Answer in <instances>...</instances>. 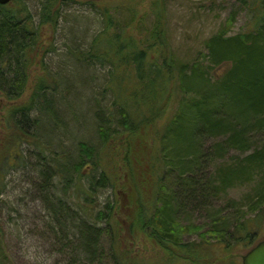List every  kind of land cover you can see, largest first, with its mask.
<instances>
[{
  "label": "rangeland",
  "instance_id": "374dc122",
  "mask_svg": "<svg viewBox=\"0 0 264 264\" xmlns=\"http://www.w3.org/2000/svg\"><path fill=\"white\" fill-rule=\"evenodd\" d=\"M45 1L48 2L16 1L20 5L25 3L35 19L41 50L39 55L30 53L33 65L25 89L18 97L0 90V264H70V255L57 243L55 228H59L61 221L71 225V218L81 217V203L94 215L117 200L120 217L127 215V220L131 221L136 218L135 210L148 215L155 206L162 205L164 191L173 192L174 179L165 180L162 187L152 163L158 154L159 128L176 106L178 94L174 86H170L171 98H164L167 104L163 117L153 124H141L131 135L124 132L121 140H104L103 121L108 126L112 123L111 114L114 113V119L119 117L115 104L120 91L112 85L111 64L89 58V54L94 40L105 28L103 12L106 8L112 11L115 24H127L122 39L128 43L145 40L160 22L165 51L172 53L177 61L189 64L204 61L205 42L215 33L235 35L254 28V0H53L56 5L51 12L57 13L58 21L43 24L39 19ZM116 32L115 26L111 27L110 36H116ZM151 52L158 56L156 46ZM227 67L226 64L218 66L214 73L222 74ZM40 80L46 81L54 113L30 110ZM126 90L124 94L130 92ZM11 117L17 121L31 117L35 121L15 126ZM112 128H117L114 122ZM254 138L258 145L264 144V136L254 135ZM214 141L204 139L202 149L208 151ZM88 146L98 163L86 164L80 187H88L103 171L111 177V182L96 186L90 197L79 193V187L75 188L82 166L78 169V162L74 160L85 156ZM239 156L243 155L232 150L211 165L205 162L204 181H209L210 172L213 175L217 166ZM54 157L50 168L66 164L70 169L68 179L73 180L68 181L66 173L57 174V171L51 180L43 179L44 172H48L44 161ZM258 181L235 184L213 195L207 187L201 193L204 185L200 184L192 188V194H179L174 187L176 194L172 204L174 207L183 205L177 213L180 223L177 228L181 233L174 236L177 244L170 250L141 234L140 260L144 264L148 261L152 264H242V256L264 239V225L251 245L231 243L227 248L217 240L216 229L220 226H215L212 219L221 209V216L230 218L223 227L241 237L244 231L235 225V212L238 208L241 209L238 211L247 209L250 200L255 198L252 196ZM60 207L68 211H59ZM256 213L249 212L247 221L257 219L261 225L264 208ZM105 243L109 244V239ZM177 251L180 253L172 254Z\"/></svg>",
  "mask_w": 264,
  "mask_h": 264
},
{
  "label": "trees",
  "instance_id": "16d2710c",
  "mask_svg": "<svg viewBox=\"0 0 264 264\" xmlns=\"http://www.w3.org/2000/svg\"><path fill=\"white\" fill-rule=\"evenodd\" d=\"M16 1L0 4V90L12 97H18L28 82L33 65L30 53L39 55L41 50L35 19L25 3L20 5ZM54 5L56 1L53 0L44 2L39 22L54 24L58 21L57 13L54 15L51 12ZM253 11L252 31L235 35H225L220 31L206 40V64L203 65L202 60L182 63L172 53H167L160 22L145 40L139 43L124 41L122 32L127 24H115L112 11L108 8L104 10L105 28L94 40L89 58L111 64V82L120 91L115 104L119 117L114 119V113L111 117L107 116L117 128H112V123L107 126V122L103 121L104 140H121L124 132L131 135L141 124H153L163 117L167 104L164 98H171L170 86H174L178 94L176 106L159 128L158 154L152 167L156 166L162 187L167 179H174L175 185L173 192H163L161 206H155L148 215L135 210L136 218L131 221L127 220V215L120 217L117 200L94 215L81 203V217L71 218V225L61 221L59 228H55L57 243L61 244L62 251L70 255V264H144L139 258L143 237L171 250V246L177 244L174 236L181 234L177 228L180 224L177 213L183 209L180 202L177 207L172 204L176 194L174 187L179 194H192V188L200 184L204 185L200 192L208 188L213 195L235 184L258 179L252 196L255 198L250 200L246 210L238 211L241 210L238 208L235 212V225L244 231L242 245L249 246L255 241L264 222L260 225L253 218L247 221L246 216L254 211L258 214L264 208V144L258 145L254 140V135L264 136V0H254ZM114 26L117 35L110 36V29ZM155 46L158 56L151 52ZM225 64L228 67L224 73H214L216 67ZM45 83V80H40L35 87L32 96L34 106L30 110L34 108L54 113L51 110L53 100L47 95ZM126 88L130 92L124 94ZM24 109L22 107L20 111ZM11 118L15 126H20V122L24 125L35 121L31 117H22L20 121ZM206 138L215 140L208 151L202 149ZM86 149L85 156L74 160L78 162V169L82 166L75 188L79 187V193L90 197L96 186L111 182V177L103 171L100 178L89 182L88 187H80L86 164L98 163L91 147ZM232 150L238 151L242 158L239 156L230 163L220 164L213 175L210 172L209 181H204L205 162L209 161L211 165ZM55 159H45L48 172H44L43 179L51 180L56 175L55 171L57 174L66 173L65 177L70 178L67 174L70 169L66 164L50 168ZM63 210L68 211L66 208ZM222 212L219 209L217 215L214 214L212 221L215 226L228 225L230 218L222 217ZM100 222L104 225H98ZM216 233L227 235L225 231ZM108 239L109 244L106 245L105 240Z\"/></svg>",
  "mask_w": 264,
  "mask_h": 264
},
{
  "label": "water",
  "instance_id": "95a60500",
  "mask_svg": "<svg viewBox=\"0 0 264 264\" xmlns=\"http://www.w3.org/2000/svg\"><path fill=\"white\" fill-rule=\"evenodd\" d=\"M12 1L14 0H0V4H8ZM242 264H264V239L242 256Z\"/></svg>",
  "mask_w": 264,
  "mask_h": 264
},
{
  "label": "flooded vegetation",
  "instance_id": "af4514ba",
  "mask_svg": "<svg viewBox=\"0 0 264 264\" xmlns=\"http://www.w3.org/2000/svg\"><path fill=\"white\" fill-rule=\"evenodd\" d=\"M216 231H225L227 233V235L218 234V239H217V240L221 241L225 246L227 245V248H229L231 243H233V244H236V243L240 244L241 243V237L240 236H236L235 232L229 231V229H226L223 226H220L218 229H216ZM228 235H230V236H228ZM228 237H230V238H228Z\"/></svg>",
  "mask_w": 264,
  "mask_h": 264
}]
</instances>
